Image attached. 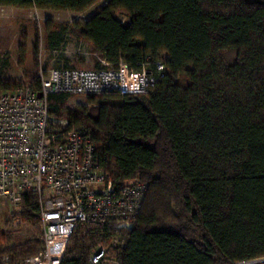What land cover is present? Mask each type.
I'll list each match as a JSON object with an SVG mask.
<instances>
[{
  "label": "trees",
  "instance_id": "obj_1",
  "mask_svg": "<svg viewBox=\"0 0 264 264\" xmlns=\"http://www.w3.org/2000/svg\"><path fill=\"white\" fill-rule=\"evenodd\" d=\"M98 1L0 6L81 12ZM46 26L49 48L69 32L90 45L98 68L100 59L111 67L124 61L133 72L157 74L153 61L165 64L141 96L104 92L68 108L73 95H48L53 116L90 130L115 185L139 177L148 186L134 220L79 224L62 264H89L99 247L108 248L104 264H235L264 256V0H108L84 21ZM20 85L1 81L0 89ZM37 199L26 191L12 221L21 217L41 233ZM12 238L0 229V256L13 262L42 248L36 238Z\"/></svg>",
  "mask_w": 264,
  "mask_h": 264
},
{
  "label": "built area",
  "instance_id": "obj_2",
  "mask_svg": "<svg viewBox=\"0 0 264 264\" xmlns=\"http://www.w3.org/2000/svg\"><path fill=\"white\" fill-rule=\"evenodd\" d=\"M100 68L41 69L37 78L17 89H0V213L6 206L22 207L26 191L39 201L42 231L40 251L13 262L10 254L0 264H62L63 248L83 223L109 220L130 222L141 212L147 183L139 177L120 186L97 159L96 144L86 127H70L67 119H53L48 95H97L120 92L141 96L161 78L145 67L133 72L124 61L117 66L100 59ZM39 92L42 97H39ZM108 248L99 247L89 264H104ZM107 264H119L111 260ZM235 264H264V256Z\"/></svg>",
  "mask_w": 264,
  "mask_h": 264
},
{
  "label": "rangeland",
  "instance_id": "obj_3",
  "mask_svg": "<svg viewBox=\"0 0 264 264\" xmlns=\"http://www.w3.org/2000/svg\"><path fill=\"white\" fill-rule=\"evenodd\" d=\"M107 1L100 0L81 12L0 6V82L17 80L21 84L28 83L33 81V76H38L41 69L48 71L65 66L98 68L95 66L98 57L91 52L90 45L69 32L65 33V40L58 49L49 48L46 25L48 20H53L58 25L84 21L96 14ZM122 15L120 14L121 18ZM88 97L89 95H73L66 107L88 106ZM53 119L68 120L67 117L57 116H53ZM20 210L21 208L6 206L4 212L0 213V229L11 233L14 243L35 238L39 240L40 231L34 224L21 217L12 221V213ZM18 222L20 223L17 225Z\"/></svg>",
  "mask_w": 264,
  "mask_h": 264
},
{
  "label": "water",
  "instance_id": "obj_4",
  "mask_svg": "<svg viewBox=\"0 0 264 264\" xmlns=\"http://www.w3.org/2000/svg\"><path fill=\"white\" fill-rule=\"evenodd\" d=\"M38 96H39V97H42V93H41V92H39Z\"/></svg>",
  "mask_w": 264,
  "mask_h": 264
},
{
  "label": "crops",
  "instance_id": "obj_5",
  "mask_svg": "<svg viewBox=\"0 0 264 264\" xmlns=\"http://www.w3.org/2000/svg\"><path fill=\"white\" fill-rule=\"evenodd\" d=\"M86 20V19H85Z\"/></svg>",
  "mask_w": 264,
  "mask_h": 264
}]
</instances>
